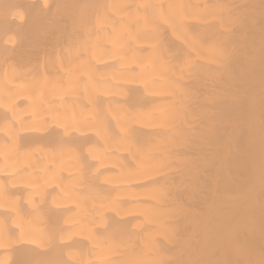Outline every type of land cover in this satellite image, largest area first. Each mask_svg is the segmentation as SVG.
I'll return each instance as SVG.
<instances>
[{"label":"bare ground","instance_id":"1","mask_svg":"<svg viewBox=\"0 0 264 264\" xmlns=\"http://www.w3.org/2000/svg\"><path fill=\"white\" fill-rule=\"evenodd\" d=\"M0 264H264V0H0Z\"/></svg>","mask_w":264,"mask_h":264},{"label":"clouds","instance_id":"2","mask_svg":"<svg viewBox=\"0 0 264 264\" xmlns=\"http://www.w3.org/2000/svg\"><path fill=\"white\" fill-rule=\"evenodd\" d=\"M44 3L47 4V0H44Z\"/></svg>","mask_w":264,"mask_h":264}]
</instances>
